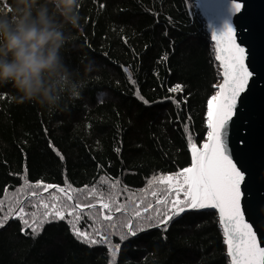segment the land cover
Masks as SVG:
<instances>
[{"label":"trees","instance_id":"obj_1","mask_svg":"<svg viewBox=\"0 0 264 264\" xmlns=\"http://www.w3.org/2000/svg\"><path fill=\"white\" fill-rule=\"evenodd\" d=\"M6 3L0 13L11 15L12 0ZM78 13L80 28L74 35L65 29L70 42L62 55L80 99L64 93L50 112L0 85V199L28 195L25 173L33 184L96 185L108 192L101 185L107 176L127 189L120 201L131 197L127 213L134 217L137 204L153 202L151 192L165 188L149 183L154 175L191 165L189 134L195 144L207 138V102L221 80L215 46L195 0H79ZM177 84L183 91L170 93ZM55 195L63 194L56 189ZM85 196L79 193V201ZM40 200L51 197L29 196L26 210L43 213L30 207ZM217 215L191 210L166 233L141 232L121 244L118 264H230ZM91 224L86 215L79 226ZM20 229L16 219L0 228V264H109L108 248L81 243L66 221L46 224L35 238ZM112 241L121 243L118 236Z\"/></svg>","mask_w":264,"mask_h":264},{"label":"snow or ice","instance_id":"obj_2","mask_svg":"<svg viewBox=\"0 0 264 264\" xmlns=\"http://www.w3.org/2000/svg\"><path fill=\"white\" fill-rule=\"evenodd\" d=\"M6 5V0H0V10H4ZM100 7L104 5L101 4ZM202 7L203 11L211 14L217 7L216 0H206ZM243 10V0H228V18L219 31L214 29L212 32V39L218 40L219 45L216 60L221 61L223 54L224 77L222 83L215 85L219 91L207 102V138L202 144H195L193 136L189 134L191 165L174 173L154 175L149 180V183L155 180L158 184L165 185L162 192H151L155 198L153 202L141 201L135 206L133 217L127 213V202L131 197L120 201V196L127 189L119 188L120 181L117 178L105 176L101 179V185L111 189L106 192L96 185L77 189L71 185L62 187L43 181L33 184L27 182L25 173L28 195L23 200L13 197L7 203L0 199V228L5 227L10 219H16L21 224V234L35 238L42 233L46 224L66 221L77 240L89 247L106 246L109 264H118L121 244L127 239L151 228H158L166 233L170 224L185 212L212 209L217 212L218 223L223 228L230 264H264V247L260 246L253 225L245 219V209L242 206V185L246 173L234 160L229 147L230 123L253 76L246 63V48L237 42L236 28L232 21ZM122 70L135 83L130 75L131 70L126 66H122ZM168 91L176 93L183 89L177 84ZM240 143L243 147L244 141L241 140ZM49 146L59 155L51 142ZM33 188L38 190L31 191ZM56 189L63 195L56 196ZM44 192H48L51 200H40L30 206L33 209L43 207L44 212L37 215L35 211L26 210L28 197L43 196ZM79 193L86 194L83 202L78 199ZM92 210L96 212L95 217L92 216ZM86 215L92 220V224L88 228L80 227V221ZM119 216L128 218L118 224ZM97 222L99 227L96 226ZM112 236H118L121 243H113Z\"/></svg>","mask_w":264,"mask_h":264},{"label":"clouds","instance_id":"obj_3","mask_svg":"<svg viewBox=\"0 0 264 264\" xmlns=\"http://www.w3.org/2000/svg\"><path fill=\"white\" fill-rule=\"evenodd\" d=\"M78 5L79 0H12V14L0 13V85H11L22 101L50 112L64 93L81 98L62 55L70 42L65 29L70 26L74 35L80 28Z\"/></svg>","mask_w":264,"mask_h":264},{"label":"water","instance_id":"obj_4","mask_svg":"<svg viewBox=\"0 0 264 264\" xmlns=\"http://www.w3.org/2000/svg\"><path fill=\"white\" fill-rule=\"evenodd\" d=\"M195 1L212 37L213 30L219 31L228 18V0H216L217 7L211 14L203 11L206 0ZM243 3V12L232 21L237 42L246 48V63L253 76L230 123L229 147L234 160L246 173L242 185L245 219L253 225L260 246L264 247V0H243ZM213 43L217 54L218 40ZM222 60L218 61L220 83L224 77Z\"/></svg>","mask_w":264,"mask_h":264}]
</instances>
